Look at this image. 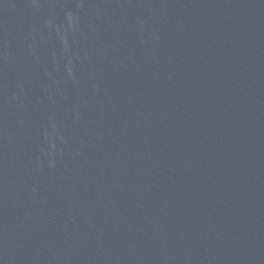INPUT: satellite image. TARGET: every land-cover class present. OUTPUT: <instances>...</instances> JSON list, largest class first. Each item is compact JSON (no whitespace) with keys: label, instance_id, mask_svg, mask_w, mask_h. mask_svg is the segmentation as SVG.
I'll list each match as a JSON object with an SVG mask.
<instances>
[{"label":"water","instance_id":"obj_1","mask_svg":"<svg viewBox=\"0 0 264 264\" xmlns=\"http://www.w3.org/2000/svg\"><path fill=\"white\" fill-rule=\"evenodd\" d=\"M0 264H264V0H0Z\"/></svg>","mask_w":264,"mask_h":264}]
</instances>
